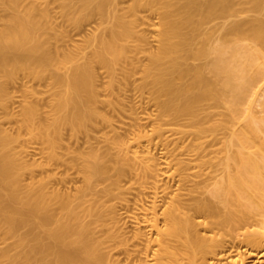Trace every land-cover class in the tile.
<instances>
[{"label": "bare ground", "instance_id": "obj_1", "mask_svg": "<svg viewBox=\"0 0 264 264\" xmlns=\"http://www.w3.org/2000/svg\"><path fill=\"white\" fill-rule=\"evenodd\" d=\"M56 1L80 24L100 17L85 48L60 52L50 0H0V108L18 74L51 76L46 120L23 100L19 128L81 180L25 182L33 147L0 119V238L14 241L0 264H264V0ZM97 65L114 88L140 69L154 118L140 100L149 113L124 110L129 123L128 102L121 124L99 110ZM66 131L78 147H61Z\"/></svg>", "mask_w": 264, "mask_h": 264}, {"label": "rangeland", "instance_id": "obj_2", "mask_svg": "<svg viewBox=\"0 0 264 264\" xmlns=\"http://www.w3.org/2000/svg\"><path fill=\"white\" fill-rule=\"evenodd\" d=\"M42 1V0H41ZM49 0H47V2H48ZM53 1V0H52ZM52 1L50 0V3L51 4H49V2H48V4H49V7L51 8V11H53V12H50V14H52V16H54L55 18H53L52 20V22L54 23V24H56L57 25V27H58V34H59V36H58V34H56V37H58L59 39H57V38H55L56 40L54 41L56 44H57V47H58V45H60L59 47H58V49L60 50V52H61V50L62 51H66V52H69L68 50H70V49H72L73 47H74V49H73V51H75L76 49H81V47H86V45H85V42H83V38H82V36L81 35H84V36H86L85 34H83V32L84 31H86V30H88V32H87V34L88 33H90V30L91 29H93V27L94 26H96V24H94V23H97V22H100L99 20H100V17L98 16V15H96V16H94V17H92L89 21H87L86 19L85 20H82L81 21V23L82 24H80V21H78L79 22V24L81 25L80 27H79V24H78V22H76L77 20H76V17H74V18H70V19H68L66 16H64V14L61 12V8H60V4H58L59 2L58 1H56V0H54L53 1V3H52ZM125 1H127V3H130V0H125ZM124 0H123V2H122V5H128V4H125L126 2H125ZM57 4V5H56ZM49 7H48V9H49ZM247 7H250V5H247ZM145 9V11H142V10H144ZM147 8H143V9H141V10H139V16H141V14H142V16L144 17L145 15H148V19L146 20V18H144V19H142L141 17H140V19L141 20H144V22H146L147 24L148 23H157L158 22V20H156V19H158V17H157V14L156 13H152V11L151 12H148V11H150L149 9H147ZM142 11V12H141ZM147 11V12H146ZM3 12H0V17H2V14ZM150 13H152V14H150ZM252 12L251 11H249V13L248 14H251ZM2 14V15H1ZM4 15H6L5 13H4ZM154 15V16H153ZM151 16H152V18H151ZM147 17V16H146ZM154 17H156V18H154ZM97 18V19H96ZM245 18V17H244ZM99 19V20H98ZM156 21H155V20ZM234 19V17H230L228 20L230 21V20H233ZM51 20V19H50ZM56 20V21H55ZM95 20V21H94ZM141 20L139 21V22H141ZM155 21V22H150V21ZM225 21V19L224 18H216L215 20H213V22H211V24L213 25V24H216V23H222V22H224ZM56 22H58V23H56ZM90 22H92V23H90ZM142 23H143V21H142ZM59 24V25H58ZM90 25V26H89ZM144 26L145 25H142L141 26V28H144ZM92 27V28H91ZM145 27H147V25L145 26ZM80 28V29H79ZM87 28H89V29H87ZM148 28V27H147ZM147 28H145V30L143 29V31H144V33H146L145 35L146 36H149L150 35V33H149V30L151 29V31L153 30V27H149L150 29L148 30V35H147V32H146V30H147ZM84 30V31H83ZM154 31V30H153ZM152 31V35H153V33L155 32H153ZM155 35V34H154ZM153 35V36H154ZM80 36V37H79ZM83 36V37H84ZM151 37V36H150ZM80 39V40H79ZM58 40V41H57ZM57 41V42H56ZM60 41V42H59ZM63 41V42H62ZM79 41V43H81V44H77V42ZM81 45V46H80ZM155 46V45H154ZM63 49H66V50H63ZM83 49V48H82ZM142 59H144L143 58V55H142ZM145 60V59H144ZM143 60V61H144ZM95 76L96 77H94V79H96V82H97V86L98 87H100L99 88V91H101L102 89V91L101 92H99L98 91V93H99V95H101V99H104L105 101H107V102H102L103 104L101 105V104H98L99 106H98V108H99V110H100V108H101V106H102V108H101V111L104 109V110H106L105 112H107L108 111V113H110V119H116L118 122L121 120V119H123V120H125L127 123H129L130 121H128L129 119L128 118H126L127 117V113H126V111L125 112H123L124 110H132V111H134V112H136L137 114H139V115H143V113L145 114H148L149 113V111H151V114H153L152 113V111L153 112H156L157 111V106L155 107V103H153L154 101H151V99H150V96L148 95H146L147 93H149L150 92V90L148 89V88H150V86H147L146 87V82H144L143 80H141V81H143L142 82V86L140 85V83L139 82H141V81H139L140 79H142L140 76H138V74L139 73H141V72H139L140 71V69H137L136 71L134 70L133 72L135 73V77L136 76H138L137 78H135V77H133L132 76V74L130 75L131 77H133L134 78V80H132L131 81V78H130V82L128 81V79H126V81H128V82H124V81H120V82H124V83H120L119 82V84H118V86H120L121 85V87L119 88L117 85H115V87L116 88H114L113 86L112 87H108V84H109V79H106V77H107V75H108V73H105V71H104V67H102V66H96V68H95ZM25 73H20V75L18 74V77H17V79L14 81V82H8L7 84H6V87H7V92L9 93V98L6 100V105L4 106V107H1L0 108V119H1V123L4 125L3 127L6 129L7 128V130L11 133V134H13L14 136H17L18 138H19V142H18V145H17V143L15 144L17 147L19 146L20 147V145H21V142L23 141V143H26L27 142V145H28V147L30 146H32L31 148H32V150L30 149V148H28V150H29V154H28V156H27V159L29 158V160H30V162H31V165L33 166L32 167V169H33V171L31 172V171H25L24 172V174H23V178H24V181L25 182H31V181H35V180H37V179H41V178H43V176L45 177V176H48V175H56V176H54V177H57V180H55V178H54V180H53V177L51 178L52 180H53V182H54V186H58V188L60 187V188H62L61 190H63V191H65L66 190V186H68L67 184H65L66 182L68 183H70L71 182V184L70 185H72V188H74V185L76 184H80V181H79V179L81 180V178L78 176V174L76 173V170H74V169H70L71 171H69V169H68V166L66 165V166H64V164L66 163H64V159H66V157H64V156H62V159H63V161H61L60 160V162L59 161H51L52 159L49 157V156H47V154L44 152V150H43V147H44V144L43 143H41V141L40 140H34V139H32V137H30L29 138V136L30 135H28L29 134V131L28 130H26L24 127H22L21 125H20V128H19V121H21V119H22V112H23V106L25 107V102H23V100H25V101H31L32 103H34V104H36V106H37V108L39 107V109H40V111L42 112V114H43V120H46V113L48 112V111H50V108L53 106V103L51 102V101H53L52 99V97H54V94H55V92L54 91H56V89H54V91H52L51 90V88L53 89V82H52V79L50 78L51 76H49V78L47 77L48 75H45L44 77H42V78H36V77H34L33 75H27V74H25ZM139 75H141L142 76V74H139ZM32 76V77H31ZM109 76V75H108ZM97 80H99V81H97ZM136 80H138V82H136ZM94 82H95V80H94ZM95 82V83H96ZM99 84V85H98ZM107 84V85H106ZM130 84L132 85V88L130 87V89L131 90H133V93L135 94H133V96L134 97H132V91L131 92H127V90L129 89V88H123V89H121L122 87H124V86H126V87H128V86H130ZM133 84H135V85H133ZM104 85H105V87H104ZM128 85V86H127ZM138 85H140V87L142 88V89H140V87H138ZM96 86V87H97ZM98 87H97V89H98ZM105 88V89H104ZM107 88V89H106ZM112 88H114V89H112ZM119 88V89H118ZM134 88H136L135 89V91H134ZM109 89V90H108ZM116 89V90H115ZM148 89V90H147ZM111 90H113V92H114V90L116 91V92H112ZM118 90V91H117ZM147 90V91H146ZM111 91V92H110ZM129 91V90H128ZM139 91L140 92H143L147 97H149V98H147L146 99V97H144L143 96V94L142 93H140L139 94ZM124 92V93H123ZM125 92H126V94H125ZM128 93H130V94H128ZM117 95H120V96H124V95H126V96H124V97H121L120 99H119V97L117 96ZM127 95L128 96H130V98L129 97H127ZM111 96H113V97H111ZM139 96H140V98H139ZM24 97H28V99H26V98H24ZM115 97H117V98H115ZM126 97V98H125ZM138 97V98H137ZM143 97H144V99H143ZM11 98V99H10ZM112 98H113V100H112ZM20 99H22V101L20 100ZM116 99V100H115ZM134 99V100H133ZM143 101H142V100ZM149 101L148 103H147V101ZM149 99V100H148ZM13 100V101H12ZM118 100H120V102L118 101ZM130 100V101H129ZM138 100H140V101H138ZM123 101L125 102V104L127 103L128 105L126 106V105H124L125 106V108H124V106H123ZM133 102V104H130V102ZM115 102V103H114ZM131 102V103H132ZM145 102V105L143 104ZM150 102H151V105H150ZM12 103H13V105H12ZM30 103V102H29ZM116 103H118V104H120V105H122L123 107H120V110H118V108H119V106L116 104ZM122 103V104H121ZM141 103V105H144V107H146L145 108V111H146V109L147 110H149V111H147V112H145L144 111V107H141V108H139L138 106H139V104ZM129 104H130V106H129ZM155 104V105H154ZM9 105V106H8ZM11 105V106H10ZM109 105H112V106H109ZM104 106H106L105 108H103ZM116 107V109H115V107ZM117 106H118V108H117ZM10 107V108H9ZM112 107L114 108V111H112ZM147 107H149L150 109H148ZM152 107V108H151ZM257 108V110L256 111H261V109H260V107L259 106H256ZM7 110H6V109ZM122 108H123V110H122ZM128 108V109H127ZM130 108V109H129ZM259 108V109H258ZM12 109V110H11ZM141 109V110H140ZM153 109V110H152ZM155 109V110H154ZM115 110H118L117 111V113H119V117L121 118H119L118 116H116L117 115V113H115V114H111L112 112H115ZM8 111H9V113L10 114H13V116L11 115L10 116V114L8 113ZM121 111V112H120ZM140 111V112H139ZM144 111V112H143ZM103 113H104V111H103ZM126 113V114H125ZM107 114V113H106ZM156 114V113H155ZM261 113H259L258 115H260ZM264 113H262L260 116H262ZM104 115H105V113H104ZM108 115V114H107ZM122 115H126L125 117L124 116H122ZM153 116V118H154V114L152 115ZM108 117V116H107ZM123 117V118H122ZM45 118V119H44ZM116 120H115V122H116ZM114 121V120H113ZM152 121V120H151ZM101 120L99 121V125L101 124V125H103V127L101 128V127H99V128H101V129H106V127L107 126H104L106 123H104V122H101ZM117 122V123H118ZM141 123H145V126L147 127V129H148V127H150V128H152V126H150L149 125V122H148V126H147V122H141ZM153 123V122H152ZM118 124H121V122H119ZM107 125V124H106ZM22 127V128H21ZM149 128V129H150ZM27 131H28V134H27ZM17 133H18V135H17ZM66 134H65V141H64V144L61 146L62 148H66V144H69V142H70V146L72 145V147H74V148H76V147H78L79 146V143H78V141L76 142V140H73V139H69V135L70 134H68L69 132H65ZM20 134V135H19ZM22 137H23V139H22ZM73 140V141H72ZM81 140V139H80ZM79 140V142H81ZM25 141V142H24ZM76 143V144H75ZM43 144V145H42ZM23 145V144H22ZM24 145H26V144H24ZM23 145V146H24ZM65 145V146H64ZM68 145V146H69ZM76 145V146H75ZM18 147V148H19ZM62 148H60L59 149V151L60 152H64L65 153V151H66V149H62ZM42 149V150H41ZM31 152V153H30ZM34 152V153H33ZM45 153V154H44ZM61 153V154H62ZM63 153V154H64ZM32 154H35V155H31ZM30 156V157H29ZM64 157V158H63ZM33 159V160H32ZM35 159V160H34ZM49 159H51V160H49ZM28 161V160H27ZM36 161V162H35ZM49 161H51V162H49ZM37 162H39V163H41L39 166H38V164L39 163H37ZM29 163V162H28ZM36 164V166H35V164ZM43 163V164H42ZM57 163V164H56ZM42 166H44V168H42ZM60 166V167H59ZM45 167H46V169H45ZM59 167V168H58ZM64 167V168H63ZM48 168V169H47ZM70 168V167H69ZM31 170V169H30ZM69 171V172H68ZM57 173V174H56ZM68 173V174H67ZM64 174V175H63ZM66 174H67V176H66ZM79 177V179H78V177ZM58 176H60V177H58ZM61 176H63V177H72V179H70L69 177V181H67L65 178V181L63 182V177L61 178ZM48 178V177H47ZM60 178L62 179V180H60ZM34 179V180H33ZM51 180V181H52ZM72 180H74V182H75V184H74V182L72 181ZM50 181V180H49ZM59 182V183H58ZM134 182H135V184H137V185H134V187H137L138 186V183L136 182V179L134 180ZM73 183V184H72ZM60 185V186H59ZM70 185L68 186V188L70 187ZM68 190V189H67ZM70 190V189H69ZM22 231H27V229H23ZM13 243H14V241L13 240H3V239H1L0 238V248H2V249H9V248H11V246L13 245ZM263 261H264V259H263ZM8 262H3V264H7Z\"/></svg>", "mask_w": 264, "mask_h": 264}]
</instances>
